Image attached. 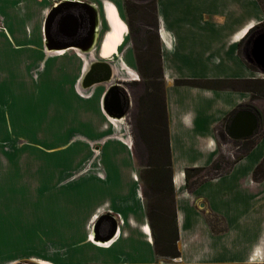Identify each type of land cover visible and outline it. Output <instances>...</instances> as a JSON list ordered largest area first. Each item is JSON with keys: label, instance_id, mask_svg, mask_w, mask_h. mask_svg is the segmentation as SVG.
Listing matches in <instances>:
<instances>
[{"label": "crops", "instance_id": "obj_1", "mask_svg": "<svg viewBox=\"0 0 264 264\" xmlns=\"http://www.w3.org/2000/svg\"><path fill=\"white\" fill-rule=\"evenodd\" d=\"M9 1L16 10L11 17V13L0 9L3 24L8 26L1 33L13 47L20 50L15 44L10 27L44 26L45 31L46 20L51 11L65 0H6L7 3ZM81 1L97 9L100 18L99 33L102 20L97 2H101L108 29L96 54L103 59L111 58L112 53L120 48L119 42L123 40L127 28L119 7L113 0ZM109 11L117 19L119 31L110 47L111 54L106 56L103 53L110 32ZM158 20V34L163 43L161 53L173 164L172 179L176 192L179 234L177 246L181 254L177 263L264 264V180H253V173L264 158V135L253 149L232 166L228 174L209 180L195 190L188 189L185 175L187 169L209 168L215 162L221 153L218 134L225 125L226 118L241 106L250 105L252 92L249 88H237V85L214 90L176 84V80L185 79L226 80L230 84H250L251 81L261 80V65L254 61L252 54L256 37L245 39L252 29L264 22L260 0H160ZM42 42L46 47V39ZM68 50L80 51L76 48L58 51L46 49L42 50L43 53H36L35 57L47 69L56 58L54 56L63 55ZM32 54L35 53H22L19 59H13V63L19 62L17 69L21 74L26 73L28 83H35L30 113L39 118L35 107L36 97L43 96L45 104L48 102L47 85L42 73L37 79L31 77ZM89 54L77 53L75 56L81 86L91 72L93 63L105 61L88 59ZM250 57L253 63L250 62ZM14 69L13 66L12 70ZM186 69L193 70L195 74H182ZM7 70L8 68L2 69L0 74L4 75ZM5 92L2 102L0 101V115L6 122L9 134L0 149V166L9 168L29 164L37 171L44 165L47 180L44 183L38 182L35 191L39 187L46 189V184L57 185L61 169L55 166L50 170L42 149L18 145V135H32L25 129L23 118L18 123L13 121L15 93L9 90ZM85 105L90 104L87 102ZM9 109L12 111L9 112ZM51 114H47L48 119ZM44 116L43 132L35 134L34 138H46V115ZM80 123L77 132L87 133L88 123ZM61 126L60 121L59 126L54 129ZM117 134L119 135L118 128ZM53 152L55 151L50 153ZM29 155L31 159L27 162L25 158ZM41 155L44 162H41ZM102 169L98 179H84L80 184L77 183L79 186H86L82 191L88 190L85 202L88 224L91 223V226L87 231L88 236L85 234V240L70 250L71 257L66 264H154L156 249L142 195L143 186L139 182V178L142 180V173L138 172L131 155L125 151L122 155L116 146L103 151ZM75 191H79V188ZM109 214L118 222V228L114 238L104 241L113 230V220L105 217ZM214 218L224 223L222 229L215 228ZM144 246L146 250L143 249ZM38 263L52 264L42 260ZM55 264L65 263L61 259Z\"/></svg>", "mask_w": 264, "mask_h": 264}, {"label": "rangeland", "instance_id": "obj_2", "mask_svg": "<svg viewBox=\"0 0 264 264\" xmlns=\"http://www.w3.org/2000/svg\"><path fill=\"white\" fill-rule=\"evenodd\" d=\"M113 1L127 23L125 36L121 43L119 42L121 46L118 49L120 53L118 57L122 58L130 70L129 77L120 76L122 80L118 81V72L116 73L117 69H115L113 81H118L127 90L132 101L129 114L114 122L109 120L112 117H109L102 108L103 96L110 84H96L87 90L81 86L80 71H77L75 58L81 51H65L63 55L54 56L56 58L47 69L43 68L35 55L47 49L42 42L45 39L44 26H11L15 44L20 48L18 50L1 33L5 31V27L8 29V26L3 24L0 16V72L8 68L4 75L0 74V101L2 102V95L6 90L14 91L12 119L18 123L23 118L25 129L32 135L26 136L24 133L18 135V145L34 146L37 149L40 147L50 170L55 166L61 169L58 184H46V189L39 187L38 190L36 189L37 193L35 186H38V182L44 183L47 180L44 165L37 171L29 164L9 168L0 166V264H39L41 260L55 264L61 259L66 264L70 260V250L85 240V234L88 236L87 231L91 226V223L88 224L85 202L88 190L82 191L81 189H85L86 186H79L77 183L80 184L84 179H98L100 170L103 171V151L115 146L119 147L122 155L124 151L131 155L138 172L142 173L143 178L142 180L139 178V182L143 186L142 195L147 210L150 207L155 213L154 225L159 236L162 237L164 234L165 224L160 218L158 208L161 204L165 209L164 213L169 215L173 207V199L167 193L163 196L155 193L146 184V180L151 177L146 165L150 162L154 163L157 158L156 155L150 156L146 144L150 131L146 129L140 131L138 125L160 118L159 103L165 91L163 80L158 78L160 56L162 57L163 54L161 53L163 43L158 34L160 0ZM260 3L264 10V0H260ZM97 4L102 24L96 46L108 29L101 2L98 1ZM11 8L10 1L7 3L6 0H0V9L11 13L12 17L16 9ZM91 52L87 55L88 59H103ZM22 53H35L32 54L31 77L37 79L42 73L47 85L48 102L45 104L43 96L40 97L41 99L36 97L35 107L39 118L30 113L33 108L31 98L32 93L34 94L33 90L36 89L35 83L33 81L28 83L26 73L21 74L17 69L19 62L13 63V59H19ZM103 60L112 62L111 59ZM13 66L14 70H12ZM78 66L80 68V65ZM182 74L193 75L195 72L186 69ZM260 77L261 80L251 81L250 84H229V86L237 85V88H249L252 92L250 105L241 106L240 110H252L261 115L262 127L257 136L248 140L250 146L264 135V75ZM91 89L94 92H91ZM154 93L157 96L156 100H152L151 95ZM87 102L89 106L85 105ZM46 109L48 115L53 111L50 119ZM10 111L12 110L9 109ZM44 114L46 138H34L35 134L43 132ZM59 119L62 126L55 130L54 128L59 126ZM81 121L88 123L87 133L77 132L78 123L81 124ZM117 126L121 135L117 134ZM8 134L6 122L0 115V149ZM109 136L112 138H107ZM218 141L221 149L218 156L222 164L221 170L207 171L193 182L228 172L235 158L245 151L246 146L243 145V141H233L226 135L225 125L218 134ZM51 151L55 152L50 153ZM30 159L29 155L25 161L28 162ZM40 159L44 162L42 155ZM76 188H79V191L76 192ZM214 223L217 230L224 226V223L217 218H214ZM149 226L154 244L151 223ZM143 249L146 250L145 246ZM155 257L154 264H178V258L160 257L156 253Z\"/></svg>", "mask_w": 264, "mask_h": 264}, {"label": "water", "instance_id": "obj_3", "mask_svg": "<svg viewBox=\"0 0 264 264\" xmlns=\"http://www.w3.org/2000/svg\"><path fill=\"white\" fill-rule=\"evenodd\" d=\"M99 25V13L93 5L81 0H65L53 8L46 20V48L48 51L76 48L81 53H90L98 40ZM252 52L264 75V29L254 40ZM250 62L253 63L251 57ZM113 72L112 65L106 61L93 63L91 72L83 81V88L90 89L100 83L110 84L103 109L109 117L120 120L129 114L132 101L119 80L113 81ZM261 127V116L252 110H239L226 124L225 133L233 141H248L259 134ZM105 217L112 219L114 224L109 237L104 240L110 241L116 235L118 222L110 214Z\"/></svg>", "mask_w": 264, "mask_h": 264}, {"label": "trees", "instance_id": "obj_4", "mask_svg": "<svg viewBox=\"0 0 264 264\" xmlns=\"http://www.w3.org/2000/svg\"><path fill=\"white\" fill-rule=\"evenodd\" d=\"M130 25V24H129ZM162 57L160 56V66H159V79L163 80L164 85V73L162 67ZM177 85L182 86H190V87H198V88H207V89H214V90H222L226 88H230V82L226 80H209V81H200V80H193V79H185V80H176ZM159 90H157L158 92ZM152 100H156L157 96L154 93L152 94ZM158 102V101H157ZM159 117L156 121H146L142 122L139 125V130L146 129L148 132L150 131V136L146 139V144L148 147V151L150 152V156L157 158V161L154 163L150 162L146 165V168L150 170V178L146 184L150 188H152L155 193L160 194L163 196L165 193L169 194L173 199V207L170 211V214H165L164 207L160 204V218L164 220L165 229L164 234L162 237L156 231L154 222H155V213L154 211L148 207V218L153 228V235H154V245L156 249V254L160 257H166L169 259H177L180 258L181 254L178 250V224H177V213H176V192L175 187L173 184V164H172V155L170 150V143H169V128H168V119H167V110H166V103H165V91L163 92V97L159 103ZM235 110L229 117L225 120V125L230 122L232 117L235 115L238 110ZM145 139V137H144ZM250 141H245L243 143L245 147V151L240 156L236 157L234 162L232 163L228 172L220 175H216L214 177H205L201 180H196L192 183V179L201 178V175L207 171L215 170L219 171L222 168L221 161L219 158L215 160V162L209 168H192L187 169L185 171L187 187L190 190H195L201 184L215 179L217 177L223 176L228 174L232 168V166L240 161L254 146L257 142H253L248 145ZM152 157H150L152 159ZM153 170V171H151ZM141 178L143 176L141 175ZM253 180L256 182H260L264 180V158L261 163L256 167L253 173ZM162 201V200H161ZM163 202V201H162Z\"/></svg>", "mask_w": 264, "mask_h": 264}, {"label": "bare ground", "instance_id": "obj_5", "mask_svg": "<svg viewBox=\"0 0 264 264\" xmlns=\"http://www.w3.org/2000/svg\"><path fill=\"white\" fill-rule=\"evenodd\" d=\"M108 19H109V25H110V32L108 33V36H107V40L105 42V45H104V55H110V47L112 45V43L115 41L116 39V33L117 31H119V25L117 23V19L114 17L113 13L112 12H108ZM102 40H103V37L100 41V43L94 48V50H92V54H96V50L98 49L99 46H101L102 44ZM119 56V55H118ZM116 56V57H111L113 60H112V66L114 67V70L117 69L116 73L118 72V79L120 78L121 75H128L130 76V70L128 67H126V63L122 60V58L119 59V57ZM118 57V58H117ZM111 58H107V59H111ZM85 89V88H84ZM87 90V89H85ZM91 92H93V89H91ZM86 93V92H84ZM110 120H112L113 122L114 121H119V119H114V118H109ZM118 128V133H119V126H117ZM121 135V134H119Z\"/></svg>", "mask_w": 264, "mask_h": 264}, {"label": "flooded vegetation", "instance_id": "obj_6", "mask_svg": "<svg viewBox=\"0 0 264 264\" xmlns=\"http://www.w3.org/2000/svg\"><path fill=\"white\" fill-rule=\"evenodd\" d=\"M159 25V24H158ZM159 27V26H158ZM264 29V22H262V23H260L258 26H256L254 29H252L247 35H246V37H245V39L246 40H249L250 38H253V37H257L258 36V34H259V32L260 31H262ZM164 36H165V34H164ZM166 37V36H165ZM99 48H100V46L98 47V49L96 50V52L95 53H98V50H99ZM119 55V53H118V49L115 51V52H113L112 53V56L111 57H116V56H118ZM129 77L128 75H121V77ZM127 79V78H126ZM257 114L259 115V116H261L258 112H257ZM113 223V222H112ZM112 226H114V224L112 225Z\"/></svg>", "mask_w": 264, "mask_h": 264}]
</instances>
